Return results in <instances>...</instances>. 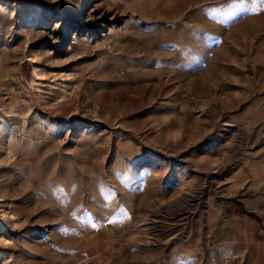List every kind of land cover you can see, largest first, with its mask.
<instances>
[{"label":"rangeland","instance_id":"1","mask_svg":"<svg viewBox=\"0 0 264 264\" xmlns=\"http://www.w3.org/2000/svg\"><path fill=\"white\" fill-rule=\"evenodd\" d=\"M242 200L264 0H0V264H242Z\"/></svg>","mask_w":264,"mask_h":264},{"label":"crops","instance_id":"2","mask_svg":"<svg viewBox=\"0 0 264 264\" xmlns=\"http://www.w3.org/2000/svg\"><path fill=\"white\" fill-rule=\"evenodd\" d=\"M239 192L237 190L234 194H226L222 197L228 201L230 196ZM229 206L231 205L227 208ZM221 207L218 212L221 211L220 215L223 213L227 228V231L220 233L223 239L221 247H225L229 251V256L239 259L242 264H264V209H258V204L244 201L242 214L227 215L225 204ZM215 214L214 210L209 211L208 219L211 220L216 216Z\"/></svg>","mask_w":264,"mask_h":264}]
</instances>
